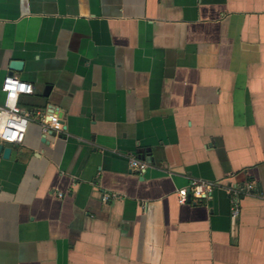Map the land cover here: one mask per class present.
Masks as SVG:
<instances>
[{
  "label": "crops",
  "instance_id": "0c3cea01",
  "mask_svg": "<svg viewBox=\"0 0 264 264\" xmlns=\"http://www.w3.org/2000/svg\"><path fill=\"white\" fill-rule=\"evenodd\" d=\"M10 75L0 264H264V0H0V105Z\"/></svg>",
  "mask_w": 264,
  "mask_h": 264
},
{
  "label": "built area",
  "instance_id": "2783aa9c",
  "mask_svg": "<svg viewBox=\"0 0 264 264\" xmlns=\"http://www.w3.org/2000/svg\"><path fill=\"white\" fill-rule=\"evenodd\" d=\"M2 92L5 94V102L0 105V143L6 145H22L32 120L31 114L20 107L21 96H31L35 92L32 84L24 82L15 76H9L4 80ZM41 119L43 131L48 133L59 126L58 116H47L38 112ZM48 118V120H47ZM130 165L133 170L145 172L148 169L147 163L137 159H131ZM218 184L202 180H192L188 189L178 191L179 202L183 205L191 201L208 200L217 190ZM109 197H105L107 201ZM234 218L239 217V207L235 203L231 209Z\"/></svg>",
  "mask_w": 264,
  "mask_h": 264
},
{
  "label": "water",
  "instance_id": "95a60500",
  "mask_svg": "<svg viewBox=\"0 0 264 264\" xmlns=\"http://www.w3.org/2000/svg\"><path fill=\"white\" fill-rule=\"evenodd\" d=\"M10 69L12 71H22L23 70V63L22 62H12L10 65ZM13 76V75H10ZM50 88L46 89V96ZM56 136V133H53ZM12 148L7 147L6 144L0 143V159L8 160L11 156Z\"/></svg>",
  "mask_w": 264,
  "mask_h": 264
}]
</instances>
